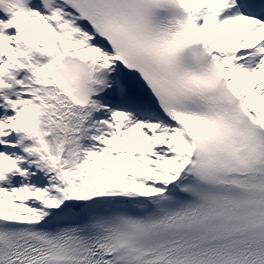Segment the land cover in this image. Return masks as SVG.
Instances as JSON below:
<instances>
[{
  "label": "snow or ice",
  "instance_id": "obj_1",
  "mask_svg": "<svg viewBox=\"0 0 264 264\" xmlns=\"http://www.w3.org/2000/svg\"><path fill=\"white\" fill-rule=\"evenodd\" d=\"M0 264H264V0H0Z\"/></svg>",
  "mask_w": 264,
  "mask_h": 264
}]
</instances>
